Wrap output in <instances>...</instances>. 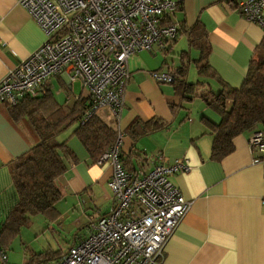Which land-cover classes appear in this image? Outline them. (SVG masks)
Here are the masks:
<instances>
[{
    "label": "crops",
    "instance_id": "1",
    "mask_svg": "<svg viewBox=\"0 0 264 264\" xmlns=\"http://www.w3.org/2000/svg\"><path fill=\"white\" fill-rule=\"evenodd\" d=\"M174 1L178 6L169 15L170 23L176 25L177 32H182L180 26L187 30L201 26L210 49L209 66L230 87L239 88L253 51L264 38V28L245 21L234 9L242 0ZM44 40L42 30L21 5L15 0H0V80ZM178 43L180 46L176 48ZM192 51L196 52L195 56ZM184 52L190 54L186 79L193 85L190 101L183 100L171 83H159L151 77L152 72L170 74L179 68ZM133 55L127 60L129 78L119 118L110 109L99 110L100 114L118 131L124 152L129 153L133 148L142 157L135 166L139 167L137 172L147 174L157 164L172 165L177 160H187L189 164L188 171L168 179L190 206L167 240L157 264H264V168L255 162L248 143L250 135L260 129L236 136L232 139V152L214 160L209 122L217 125L220 116L200 96L208 85L213 92L218 87L214 81L198 76L191 63L198 58V51L190 49L188 36L177 35L165 49L153 46L151 51ZM68 77L53 76L43 85L41 93L48 91L58 104L65 103L68 107L79 97H87L90 104L88 91L79 80L71 82ZM75 84H78L77 92H73ZM68 89L72 90V100ZM60 93L65 94L63 101L55 97ZM8 115V103L1 102L0 223L4 218L2 199L15 195L10 168L17 157L38 141L25 117L13 120ZM134 121L146 124L150 132L135 140L125 135V129ZM74 128L71 126L56 137L76 156V162L69 163L54 181L61 195L55 205L58 217L51 222L39 215L31 217L19 235L20 257L6 253L9 264H25L29 254L44 251H60L62 256L58 260L62 259L74 243L88 236L91 223L111 211L113 201L107 184L113 174L112 166L93 163L72 135ZM56 236L66 248L53 246L51 239L56 240ZM39 238L41 245L36 244Z\"/></svg>",
    "mask_w": 264,
    "mask_h": 264
},
{
    "label": "built area",
    "instance_id": "2",
    "mask_svg": "<svg viewBox=\"0 0 264 264\" xmlns=\"http://www.w3.org/2000/svg\"><path fill=\"white\" fill-rule=\"evenodd\" d=\"M42 30L43 44L0 80V103L16 104L41 94L53 76L68 75L88 91L91 108L83 124L98 109H110L118 119L129 78L127 60L153 46L165 49L177 37L175 24L161 19L177 9L174 0H15ZM237 11L249 23L264 28V0H242ZM159 83L172 76L152 72ZM264 168V134L254 131L248 140ZM122 145L115 144L97 161L109 163L108 182L113 206L107 216L88 228V236L69 248L55 264H157L165 244L189 210L168 180L189 170L187 160L157 164L147 173L126 172L119 163ZM264 202V198H262ZM0 260L6 261L0 251Z\"/></svg>",
    "mask_w": 264,
    "mask_h": 264
},
{
    "label": "trees",
    "instance_id": "3",
    "mask_svg": "<svg viewBox=\"0 0 264 264\" xmlns=\"http://www.w3.org/2000/svg\"><path fill=\"white\" fill-rule=\"evenodd\" d=\"M234 9L237 10V4ZM170 22L169 16L161 19L163 26L170 25ZM179 29L182 32H177V35L186 34L190 49L198 51V58L191 62L198 76L214 81L218 87L213 92L208 85L200 99L220 116L217 125L209 122L213 135L212 158L220 160L232 152V139L241 133L260 129L264 134V38L253 51L242 84L235 89L209 66L210 49L207 47L203 28L198 25L189 30L185 26H180ZM189 58L190 54L184 52L180 67L170 71L175 92L186 101L192 99L193 90V85L186 81ZM43 93L44 91L37 98L25 97L14 106L8 104V118L15 120L25 117L38 141L24 155L17 157L10 168L15 195L1 201L4 218L0 223V249L4 253L11 250L12 242L19 237L31 217L39 215L47 222L58 217L55 205L60 201L61 195L54 181L66 171L69 163L76 162V156L64 141L57 140V135L74 126L72 135L80 142L93 163H97L115 144L118 136V131L105 121L100 109L80 124L82 116L91 108L87 104V97H79L72 107H68L65 103L58 104L48 91ZM138 123H131L124 134L135 140L150 132L146 124ZM138 159L142 157L134 153L133 148L129 153L120 148L118 160L125 171L136 173L139 168L135 167ZM32 254H29V260L25 264H51L61 257L60 251Z\"/></svg>",
    "mask_w": 264,
    "mask_h": 264
},
{
    "label": "rangeland",
    "instance_id": "4",
    "mask_svg": "<svg viewBox=\"0 0 264 264\" xmlns=\"http://www.w3.org/2000/svg\"><path fill=\"white\" fill-rule=\"evenodd\" d=\"M179 46H180V43H178V44H176L175 45V47L176 48H179ZM192 54L195 56L196 55V52L195 51H192ZM134 56V55H133ZM135 56H138V55H135ZM134 56V57H135ZM141 56V55H140ZM132 57V56H131ZM130 57V58H131ZM133 57V58H134ZM132 58V59H133ZM193 70H191V73H190V81H192V79L194 78L193 77ZM77 90H78V84H75L74 85V88H73V92H77ZM72 90H70V89H68V92L70 93ZM70 100H72V93H70ZM56 99L58 100V101H63L64 99H65V94L64 93H60V94H56ZM197 102H199V100L197 99ZM100 110H102V109H100ZM101 218V217H100ZM98 220V219H97ZM96 220V221H97ZM94 223V222H93ZM93 223H91L90 224V226L93 224ZM57 238H56V240H53V239H51V242L53 243V246L54 247H58V244L59 245H61V248L62 249H64V248H66L67 246H66V244L65 243H63L62 242V240L60 239V237L59 236H56ZM19 238H20V236L16 239V243H15V245H14V247H12V251H10V252H8V254L9 255H11V256H15V257H20V245H19V243H18V240H19ZM48 238V237H47ZM28 239V238H27ZM42 239L41 238H39L37 241H36V244H38V245H41L40 244V241H41ZM44 240V239H43ZM83 240V239H82ZM79 242V241H78ZM78 242H76V243H78ZM76 243H74L73 245H75ZM45 244H46V241H45ZM25 246H26V248H28L29 247V245L28 244H24ZM72 245V246H73ZM71 246V247H72ZM31 247V246H30ZM69 250V249H68ZM0 251H1V249H0ZM67 253V252H66ZM5 255H6V253H5ZM66 255V254H65ZM64 255V256H65ZM62 256V255H61ZM63 256V257H64ZM7 257V256H6ZM62 261V259H60V260H58L57 261V263H60ZM54 263V262H53ZM0 264H9V262H8V259L6 260V261H3V260H0Z\"/></svg>",
    "mask_w": 264,
    "mask_h": 264
},
{
    "label": "bare ground",
    "instance_id": "5",
    "mask_svg": "<svg viewBox=\"0 0 264 264\" xmlns=\"http://www.w3.org/2000/svg\"><path fill=\"white\" fill-rule=\"evenodd\" d=\"M71 90V89H70ZM123 164V163H122Z\"/></svg>",
    "mask_w": 264,
    "mask_h": 264
}]
</instances>
